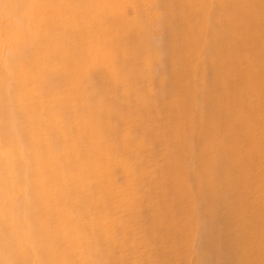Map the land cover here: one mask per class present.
Wrapping results in <instances>:
<instances>
[{
	"label": "bare ground",
	"instance_id": "bare-ground-1",
	"mask_svg": "<svg viewBox=\"0 0 264 264\" xmlns=\"http://www.w3.org/2000/svg\"><path fill=\"white\" fill-rule=\"evenodd\" d=\"M261 12L264 0H0V184L11 183V191L21 182L26 159L34 189L22 217L8 209L0 188V254L10 264H105L115 247L108 234L115 209L149 229L170 213L172 199L162 197L173 191L183 200L173 210L201 216L197 264H264L263 178L248 184L246 169L230 177L221 168L220 186L211 190L191 153L203 146L220 161L242 142L241 158L261 157L264 135L247 130L256 122L264 131V105L247 102L255 96L264 104ZM213 65L229 73L213 77ZM160 66L170 73L165 79L154 76ZM168 89L177 94L162 97ZM142 107L149 126L119 116ZM197 111L209 121H196ZM169 121L185 131L170 137ZM205 127L222 137L207 135ZM141 133L144 143L136 141ZM110 141L123 157L122 187L113 182ZM160 141L176 177H159L162 195L153 196L145 156L129 149H142L151 160L149 143ZM188 180L200 186L191 198ZM133 185L140 187L138 198ZM166 221L158 227L166 251L176 256H150L144 264L182 262L191 233L180 228L173 236L176 220ZM115 224L124 226L120 219Z\"/></svg>",
	"mask_w": 264,
	"mask_h": 264
},
{
	"label": "rangeland",
	"instance_id": "rangeland-1",
	"mask_svg": "<svg viewBox=\"0 0 264 264\" xmlns=\"http://www.w3.org/2000/svg\"><path fill=\"white\" fill-rule=\"evenodd\" d=\"M127 15L131 14L129 10L126 11ZM261 26H264V13L261 12ZM22 26H25L24 24H21ZM242 39L247 41V36L245 38V35H241ZM221 52L224 50V46H221L219 48ZM227 53V49H225L224 52ZM1 55V53H0ZM201 62L199 64L200 67L205 68L206 61L205 59H201ZM55 69H51L50 72H52V79L55 81L57 77V71ZM208 70L211 72V74L214 76L224 75L226 76L229 73V69L218 65H213L208 68ZM156 73H154V76L157 79H165L170 75V73L163 68L162 66L156 68ZM96 81V80H95ZM143 94V93H142ZM162 97L168 96H175L177 93L174 89H168L166 90ZM144 95V94H143ZM145 96V95H144ZM39 102V101H37ZM247 102L252 105L253 108L263 106L264 104L259 103L258 100H256L255 96H250L247 98ZM138 107L136 105L133 109V111ZM148 112L142 107L139 109L138 112L130 114V110L126 112V109L119 115L122 120L127 123L131 122L133 120H139L143 125L149 126L151 124V117L148 116ZM195 115V120H201V121H209V119L204 115L202 111H197ZM259 123L252 122L247 127V130L249 132H253L256 135H264L263 131V125H260ZM165 131H169L170 137L175 138L177 135V132L179 131L184 132L185 128H182L180 130H176L173 122H168L165 125ZM9 127H6V134L9 135L8 132ZM198 130V125H194V131ZM205 132L209 136L213 137H222V134L218 129H211L210 127H205ZM139 141L140 143H144L147 140V137L144 136L142 133L137 135L136 141ZM109 148L111 149V158H112V164H111V170L113 174V182L118 186L122 187L125 185L123 182V176H120V169L122 167L123 163V157L118 154V150H116V142L110 141ZM23 146V151L27 150L25 147V144ZM38 146V145H36ZM137 147V146H136ZM21 149V147H19ZM149 148L153 149L154 156H151V160L149 157H147V154L142 151V149L139 148H130L129 152L132 153L135 157L139 153L141 156H145L141 159V161H145L146 169L150 172L151 177L147 178L145 181L147 186L152 187V194L154 196V193H158V196H161V190L157 186V181L159 177H168L172 176V169L171 167L165 162V158L163 157V146L162 142L158 144L157 142H154L152 145L151 142L149 143ZM245 149V145L242 142L236 143L232 149H229L225 152H223L220 161H216L213 157V153L206 147H197L194 148V150L191 152L192 155V163L193 165L199 169L200 177H201V183L205 186V184L211 189L215 190L217 187L220 186L218 183V180L215 176L216 171L223 168L225 171L229 172L230 177L233 176V173H235V170L239 167H242L246 169L247 174L245 175V182L254 183L258 177H262L263 179L258 180V183H264V149H260V155L261 157L259 159H245L241 158L240 154H238L240 151ZM77 151L82 153L83 152V145L80 144L77 148ZM222 157H225L223 160ZM27 161V162H26ZM24 171L22 173V181L17 183L15 186L13 185V188L11 187V191H8V187L10 188L11 183L4 182L3 184H0V188L3 190L1 191L2 196L5 198V204L8 205V209H15L16 214L18 215L21 212V216L23 217L22 213L26 209V201L28 200L27 197H30L34 194V189L30 186V183L27 182V177H29L31 173V166H28V160H24ZM22 169V167H20ZM9 170H12L9 168ZM20 173V170H19ZM176 175L174 174L172 176V180H175ZM24 179V181H23ZM191 181L188 180V191L186 193V196L188 198L194 197L195 194H197V191L200 190L199 185H192L190 184ZM21 187V188H20ZM136 189H134L135 197L138 198L140 192V187H137L136 185H133ZM175 187V186H174ZM231 187V186H230ZM176 188V187H175ZM231 191H234V188L231 187ZM142 194V193H141ZM146 195V196H145ZM143 198L147 197V194L141 195ZM164 197H167L169 200V197L172 199V204L170 213L164 214L162 212L161 215L159 213L157 215V221L153 224L152 227L149 229H145L143 224H139L137 226L135 222L125 214V211L123 208L115 209V212L113 214V220L109 223L108 226V234L113 237V241L115 243V247L112 251V257L111 261H107L105 264H144L146 260L149 259L150 256H156L160 259H164L166 261L170 260L172 257L176 256L175 252H168L166 251L165 245L162 240V232L160 231L158 227L159 222H163L167 220L166 222H169L170 220L174 219L176 220L173 223L176 224V226L172 227L173 236H177L179 233L177 232L180 228L187 229L191 236L190 238L185 242V248L186 250L182 253V262L180 263L179 260H176L173 262V264H197V255H196V249H197V243L198 238L200 236V227L201 223L199 222V218L201 217L198 213H188L186 212H176L173 210L174 207L177 206L178 203L183 201L180 199L176 192H170L168 195L167 193L164 194ZM160 198V200L162 199ZM155 204L152 205L149 209L150 212H152L156 207L158 203V199L155 197ZM159 200V201H160ZM185 200V199H184ZM74 201V199H72ZM121 220L122 223H124V226L122 228H117L115 222L117 220ZM164 219V220H163ZM178 221H181L178 223ZM139 223H142L141 221ZM183 223V224H182ZM174 224V225H175ZM18 226V224L11 223V225H8V228H11L13 226ZM20 227V226H19ZM18 228V227H17ZM65 229V230H64ZM62 234L64 235L63 238L68 237L70 235V229L63 227ZM147 233V235L145 234ZM35 237H32L34 239ZM65 239L62 240V242ZM52 244V242H48L49 244ZM50 244V245H51ZM84 257L88 255V253L83 250L80 252ZM32 256V253L29 254L28 258ZM113 261V262H112ZM66 260H62L61 264H65ZM0 264H10L7 261V258L4 255L0 254Z\"/></svg>",
	"mask_w": 264,
	"mask_h": 264
}]
</instances>
